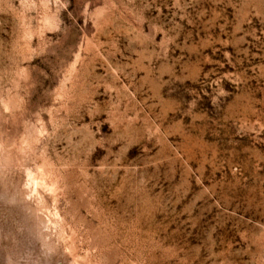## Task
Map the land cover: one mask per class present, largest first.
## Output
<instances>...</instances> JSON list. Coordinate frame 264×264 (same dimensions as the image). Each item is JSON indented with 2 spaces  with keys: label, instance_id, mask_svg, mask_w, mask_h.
Wrapping results in <instances>:
<instances>
[{
  "label": "rangeland",
  "instance_id": "obj_1",
  "mask_svg": "<svg viewBox=\"0 0 264 264\" xmlns=\"http://www.w3.org/2000/svg\"><path fill=\"white\" fill-rule=\"evenodd\" d=\"M0 264H264V0H0Z\"/></svg>",
  "mask_w": 264,
  "mask_h": 264
}]
</instances>
